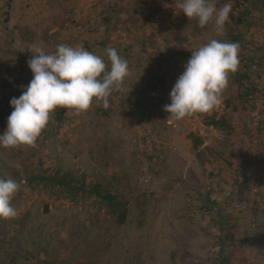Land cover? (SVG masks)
Instances as JSON below:
<instances>
[{
    "label": "rangeland",
    "instance_id": "374dc122",
    "mask_svg": "<svg viewBox=\"0 0 264 264\" xmlns=\"http://www.w3.org/2000/svg\"><path fill=\"white\" fill-rule=\"evenodd\" d=\"M179 2L0 0V134L10 100L33 78L27 60L36 47L86 48L134 30L159 91L149 96L159 123L145 114L143 134L113 92L108 109L95 99L85 112L56 109L34 147H0V178L20 183L11 200L18 215L0 218V264H218L224 237L230 264H264V0H230L223 36L213 23L201 28ZM158 35L176 41L175 50L163 51ZM212 39L240 45L222 105L165 126L174 75L162 61L182 65ZM148 138L151 151L141 146ZM97 186L118 199L98 198Z\"/></svg>",
    "mask_w": 264,
    "mask_h": 264
},
{
    "label": "clouds",
    "instance_id": "9594fccd",
    "mask_svg": "<svg viewBox=\"0 0 264 264\" xmlns=\"http://www.w3.org/2000/svg\"><path fill=\"white\" fill-rule=\"evenodd\" d=\"M177 7L190 19H197L201 28L213 23L219 36H223L233 12L230 0L219 8L216 0H180ZM105 51L110 68L103 57L80 46L59 44L52 53L36 47L27 60L33 78L18 98L10 100L13 111L0 134V147H34L58 108L85 112L95 99L108 109L109 97L114 91L123 90L130 67L117 49L108 47ZM239 54L238 42L221 39L193 49L170 92L171 102L164 105L163 110L170 114L168 119L180 121L218 109L230 74L238 71ZM19 189V182L0 178V218L18 215L11 200Z\"/></svg>",
    "mask_w": 264,
    "mask_h": 264
},
{
    "label": "built area",
    "instance_id": "2783aa9c",
    "mask_svg": "<svg viewBox=\"0 0 264 264\" xmlns=\"http://www.w3.org/2000/svg\"><path fill=\"white\" fill-rule=\"evenodd\" d=\"M111 38L112 40L110 42L107 41L103 43L104 40H101L97 45L89 50L90 52L103 57L105 62L108 63L109 68L110 62H108L107 53L105 51L108 47H113L118 50V53L123 52L131 58L135 57L136 54L140 53L141 51V43L137 40L139 38L137 33H134V30L132 32H128L123 31L122 29H117ZM69 45L73 46V42H70ZM145 84V73L143 74L140 71H136L133 79L127 80V78H125L122 91H114V93H119L115 96V101L124 102L126 117L132 124V127L135 128V131L139 134L144 133V129L142 128V118L145 117V114L150 116L152 112V118L154 120L152 123H159V121L155 119V116H158L159 114L153 108L155 100L149 97L151 93L146 91ZM164 125L167 127L173 126V120L168 118L164 119ZM39 142L40 137H38L36 144L38 145ZM141 146L151 151V139L148 138L145 143L143 142L141 144ZM146 166V171H149L148 167ZM151 176L152 175L148 174L144 176V178L148 182Z\"/></svg>",
    "mask_w": 264,
    "mask_h": 264
},
{
    "label": "crops",
    "instance_id": "0c3cea01",
    "mask_svg": "<svg viewBox=\"0 0 264 264\" xmlns=\"http://www.w3.org/2000/svg\"><path fill=\"white\" fill-rule=\"evenodd\" d=\"M142 38V35H139L138 38ZM97 39V38H96ZM158 40V44L162 47V50L165 51V45H166V51L168 50H175L174 48V45H177V42L174 41H170V43L167 41V39L165 38V35H158L157 36V39ZM99 42V40H97ZM96 42V41H95ZM98 42H96L94 45L93 44H90L88 43L86 48V50H90L92 47H94L95 45L98 44ZM140 42V41H139ZM141 43V51L140 53L136 54L139 58L138 59H134L133 57H128L127 54L121 52V53H118L119 55H121L123 58H125L128 63H129V67H130V74L126 77L127 80H131L133 79L136 71H140L141 73H145V76H146V84H145V89L148 93H154V92H159L157 89H153V86L151 84V80L152 79V75L154 74V71L156 69V67L152 66L153 64L152 63H149L150 62V54L146 52L145 50V46L146 44L143 43V42H140ZM156 45V43H155ZM153 47V46H152ZM199 47V45H198ZM156 49V46L154 47V50L155 51ZM166 54V53H165ZM162 56V55H161ZM158 55V57H161ZM163 58V57H161ZM165 58V57H164ZM169 59L166 60L164 59L162 61V65L164 68V70H167V69H172L171 72H172V76L174 75L173 79H172V85L171 87L169 88V96H170V92L175 84V82L177 81V79L179 78V76L183 73L184 71V64L187 63V60H184V62L182 63L181 65V62L179 61H182L178 58H175V57H168ZM186 62V63H185ZM155 68V69H154ZM163 73V71H162ZM155 90V91H154ZM203 140V139H202Z\"/></svg>",
    "mask_w": 264,
    "mask_h": 264
},
{
    "label": "trees",
    "instance_id": "16d2710c",
    "mask_svg": "<svg viewBox=\"0 0 264 264\" xmlns=\"http://www.w3.org/2000/svg\"><path fill=\"white\" fill-rule=\"evenodd\" d=\"M99 112L104 114L105 110L100 109ZM219 122L220 123L223 122V119H219V121H213L210 124L217 126L220 124ZM190 137L192 138V135H190ZM193 142H194V146L196 148H198L200 145L203 144L202 138H199V137H196L195 139L193 138ZM40 177L45 178V179L50 178V176L47 175V173L45 171H43L42 174H40ZM53 178L56 179L55 177H53ZM91 192L93 194H95L98 198L105 200V201L114 202L118 199L117 195L112 194L110 191L105 190L101 186L94 187L93 189H91ZM124 216H125V214L123 215V217ZM225 239H226V237L220 238L221 243H220L219 254H218V264H230L231 258H230L229 251L227 249V244H226Z\"/></svg>",
    "mask_w": 264,
    "mask_h": 264
}]
</instances>
